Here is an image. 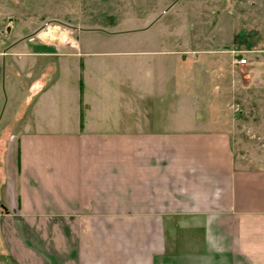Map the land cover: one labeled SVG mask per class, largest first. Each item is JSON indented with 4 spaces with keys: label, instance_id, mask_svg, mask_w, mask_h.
I'll return each mask as SVG.
<instances>
[{
    "label": "crops",
    "instance_id": "0c3cea01",
    "mask_svg": "<svg viewBox=\"0 0 264 264\" xmlns=\"http://www.w3.org/2000/svg\"><path fill=\"white\" fill-rule=\"evenodd\" d=\"M113 34L0 51V264H264V167L224 127H137L178 64Z\"/></svg>",
    "mask_w": 264,
    "mask_h": 264
},
{
    "label": "rangeland",
    "instance_id": "374dc122",
    "mask_svg": "<svg viewBox=\"0 0 264 264\" xmlns=\"http://www.w3.org/2000/svg\"><path fill=\"white\" fill-rule=\"evenodd\" d=\"M85 27L148 51L131 60L177 61V94L167 73L164 81L151 77L153 115H136L137 127H224L234 155L264 167V0H0V51L28 38L64 43L56 31L75 42V28ZM170 30L176 42L164 35Z\"/></svg>",
    "mask_w": 264,
    "mask_h": 264
},
{
    "label": "built area",
    "instance_id": "2783aa9c",
    "mask_svg": "<svg viewBox=\"0 0 264 264\" xmlns=\"http://www.w3.org/2000/svg\"><path fill=\"white\" fill-rule=\"evenodd\" d=\"M237 61H238V63L243 64V63H246V58L241 57V58L237 59Z\"/></svg>",
    "mask_w": 264,
    "mask_h": 264
},
{
    "label": "bare ground",
    "instance_id": "6f19581e",
    "mask_svg": "<svg viewBox=\"0 0 264 264\" xmlns=\"http://www.w3.org/2000/svg\"><path fill=\"white\" fill-rule=\"evenodd\" d=\"M50 33H49V31H46V33H45V31L43 32V36H48Z\"/></svg>",
    "mask_w": 264,
    "mask_h": 264
}]
</instances>
